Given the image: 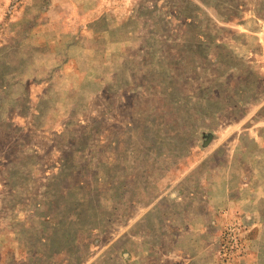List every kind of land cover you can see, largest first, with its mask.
I'll return each mask as SVG.
<instances>
[{"label": "rangeland", "instance_id": "rangeland-1", "mask_svg": "<svg viewBox=\"0 0 264 264\" xmlns=\"http://www.w3.org/2000/svg\"><path fill=\"white\" fill-rule=\"evenodd\" d=\"M0 264H264V0H0Z\"/></svg>", "mask_w": 264, "mask_h": 264}]
</instances>
